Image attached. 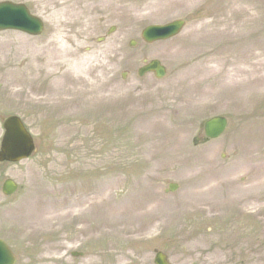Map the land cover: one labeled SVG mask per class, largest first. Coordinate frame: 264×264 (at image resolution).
Instances as JSON below:
<instances>
[{
    "label": "rangeland",
    "instance_id": "obj_1",
    "mask_svg": "<svg viewBox=\"0 0 264 264\" xmlns=\"http://www.w3.org/2000/svg\"><path fill=\"white\" fill-rule=\"evenodd\" d=\"M111 1L68 43L72 71L46 45L82 0H0L45 23L40 37L0 32V145L13 115L37 145L0 164V238L17 264H155L157 250L172 264H264V0ZM177 20L179 36L143 42ZM145 60L167 76L140 78ZM215 116L228 128L205 142Z\"/></svg>",
    "mask_w": 264,
    "mask_h": 264
},
{
    "label": "water",
    "instance_id": "obj_2",
    "mask_svg": "<svg viewBox=\"0 0 264 264\" xmlns=\"http://www.w3.org/2000/svg\"><path fill=\"white\" fill-rule=\"evenodd\" d=\"M183 22H176L166 27L154 26L143 32V39L147 43L157 40H166L177 35L183 28ZM15 29L38 35L43 30V24L33 18L28 9L23 5L12 3L0 4V31ZM148 72H154L158 79L166 75V69L158 62L154 61L139 71L140 76ZM6 130L0 151V162H20L29 158L35 150L31 135L25 129L22 121L17 117L8 118L3 125ZM227 121L223 118H214L206 124V134L211 139L218 138L226 129ZM177 186H172L171 191H175ZM17 191V185L9 180L4 184L3 192L12 195ZM16 258L9 247L0 240V264H15ZM156 264H168L166 257L159 253L156 257Z\"/></svg>",
    "mask_w": 264,
    "mask_h": 264
},
{
    "label": "bare ground",
    "instance_id": "obj_3",
    "mask_svg": "<svg viewBox=\"0 0 264 264\" xmlns=\"http://www.w3.org/2000/svg\"><path fill=\"white\" fill-rule=\"evenodd\" d=\"M108 0H82V4L79 6H63L64 10L62 13L74 12L68 20H56L53 23V27L56 29V33L52 39L47 43L46 47L56 46L59 53L67 54V60L63 59L61 66L68 65L72 71H77L79 67V60L74 59L77 55V49L72 48L68 43H72L77 40L87 29L89 19L94 9L99 13L107 12L110 9L116 11V2H107ZM119 7V5H118ZM70 59V60H69ZM73 59V60H72ZM72 60V61H71Z\"/></svg>",
    "mask_w": 264,
    "mask_h": 264
}]
</instances>
